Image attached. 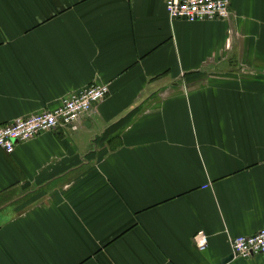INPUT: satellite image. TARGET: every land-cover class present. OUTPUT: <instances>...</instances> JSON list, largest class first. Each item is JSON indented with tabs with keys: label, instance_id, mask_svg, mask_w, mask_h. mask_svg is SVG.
<instances>
[{
	"label": "crops",
	"instance_id": "0c3cea01",
	"mask_svg": "<svg viewBox=\"0 0 264 264\" xmlns=\"http://www.w3.org/2000/svg\"><path fill=\"white\" fill-rule=\"evenodd\" d=\"M166 1L0 0V126L110 87L0 150V264H264L231 251L264 230V0Z\"/></svg>",
	"mask_w": 264,
	"mask_h": 264
},
{
	"label": "built area",
	"instance_id": "2783aa9c",
	"mask_svg": "<svg viewBox=\"0 0 264 264\" xmlns=\"http://www.w3.org/2000/svg\"><path fill=\"white\" fill-rule=\"evenodd\" d=\"M166 10L172 21L188 23L224 22L231 17L230 0H167ZM109 94L108 85H93L72 95L57 109L0 126V150L11 154L18 143L31 141L45 132L74 125ZM207 238L205 233H199L194 238L200 252L207 250L209 244ZM231 249L234 258L264 255V230L251 237L240 236L232 239Z\"/></svg>",
	"mask_w": 264,
	"mask_h": 264
}]
</instances>
